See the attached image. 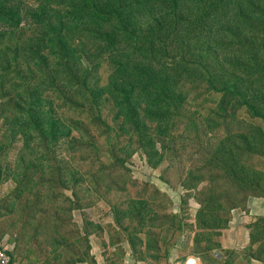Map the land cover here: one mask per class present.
<instances>
[{"label":"rangeland","instance_id":"1","mask_svg":"<svg viewBox=\"0 0 264 264\" xmlns=\"http://www.w3.org/2000/svg\"><path fill=\"white\" fill-rule=\"evenodd\" d=\"M64 1L25 0V3L37 7L43 2L53 15L54 9L64 15L63 7L67 6ZM116 13L106 14L102 23L115 29ZM74 21H80L78 14H75ZM73 22L72 26L77 31L71 34L80 43L79 50H85L82 64H78L80 72L88 73L85 87L79 86L74 92L66 94L53 92L47 85L53 58L48 52L44 54L46 66L36 65L34 60L18 55V58L10 60L7 74L0 73V77L6 80L0 87V102L3 100L5 104L8 98L7 90L2 89H10L14 83H20L21 90L23 87L26 89L41 78L45 97L56 99V108L61 115L66 111V119L82 120L85 127L75 133L87 130L86 137H93L96 146L87 145L86 140L72 145L63 137L58 142H53L50 137L37 139L33 144L35 154L24 153L25 165L30 159H39L48 166L44 174L38 169L31 182L23 178L32 189L18 197L19 181L7 171L24 166L19 158L23 153V140L19 136L13 137L0 119V164L6 174L0 184V244L8 257H12L13 264H66L68 259L77 260L80 256L87 260L82 239L84 234L91 254L95 259V256L99 257L104 264L137 260L147 264H264V253L261 259H254L258 257L261 242L258 240L251 244L250 237L252 223L264 217V194L249 195L244 200V195L236 194L220 173L206 165L204 158L220 138L242 131L241 121L263 127L261 122L251 117L244 105L224 96L206 79L196 77L175 111L172 133L165 150L158 143L163 158L157 167H152L132 132L117 133L111 139L102 124L96 121L98 110L91 101L89 89L107 83L113 70L109 57L111 51L118 50L103 41L94 40L95 31L90 25L74 26ZM39 33L34 19L33 24L20 23L7 39L17 38L11 44L14 49L20 42H36ZM227 41L237 45V39L228 37ZM220 42L226 44L224 38ZM7 45L5 40L0 43L1 48ZM167 47L176 52L170 39L167 40ZM9 57L11 59L12 55ZM217 59L228 72L240 70L237 60H230L227 64L223 58ZM261 76L264 80V71ZM3 109L5 112L0 114V118L10 111L6 104ZM112 114L109 104L101 107V116L107 121H111ZM122 146L125 150L121 149ZM242 159L247 165L264 170L262 157L248 155ZM71 175L77 179L69 180ZM209 180L220 199L212 202L211 213L206 219L212 224L217 215L218 221L224 222V227H200L197 224L198 211L207 205L206 195L202 192L208 188ZM133 199L146 202L152 211L150 215L154 217L151 222H145L144 214L139 217L134 215L132 221L123 220L124 225L129 223L137 229L138 236L143 234L144 229L164 224L168 229H176L181 221L183 230L173 234L167 231L164 236L155 237L156 244L148 248L145 242L142 243L141 252L135 255L130 245L119 236L121 228L116 223L114 212L115 209L127 208ZM72 201L75 208H70ZM76 204L82 207L77 208ZM54 212L60 215L62 221L53 222ZM44 230H47L48 236L43 233ZM253 232L259 231L253 229ZM61 235L69 241L58 248L63 258L50 257V240ZM167 250L169 253L166 255Z\"/></svg>","mask_w":264,"mask_h":264},{"label":"trees","instance_id":"2","mask_svg":"<svg viewBox=\"0 0 264 264\" xmlns=\"http://www.w3.org/2000/svg\"><path fill=\"white\" fill-rule=\"evenodd\" d=\"M64 2L67 5L63 7L64 15L56 9L53 15L43 2L32 7L25 0H0V43L5 40L8 44L6 48L0 47V73L7 74L10 60L18 58V55L34 60L36 65L46 66L44 54L48 52L52 53L53 58L47 85L53 92L66 94L74 92L79 86L85 87L88 73L80 72L78 68L85 50H79L80 43L71 34L77 31L72 22L75 14H78L80 21H74V26L90 25L92 31H95L94 40L103 41L118 50L111 51L109 60L113 70L107 83L89 89L91 101L98 110L95 119L102 124L111 139L117 133L123 135L132 132L139 140L148 163L157 167L163 158L158 143L165 150L180 101L187 95L194 78H204L224 96L244 105L247 113L263 126L257 127L241 121L242 131L223 136L206 153V165L220 173L236 194H243L244 200L249 195L264 194V170L249 166L242 159L248 155L264 159V80L261 76L264 71V0ZM108 13H116L115 29L102 23ZM34 19L40 30L36 42H20L12 49L11 44L17 38L7 37L13 34L20 23L33 24ZM228 37L237 39V45L229 44ZM221 38L225 39L226 44L220 42ZM169 39L176 52L168 50ZM238 44H241L239 48ZM217 57L223 58L227 64L230 60H237L240 70L228 72L219 65ZM87 60H91L88 55ZM5 81V77H0V87ZM35 82L22 90L20 83L10 85V89H2L7 90L5 104L10 111L0 119L8 126L13 137L19 136L23 140V153L19 158L24 166L7 171L13 179L19 181L18 197L32 189L23 178L31 182L38 169L44 174L48 166L39 159H30L25 165L24 153L35 154L33 144L37 139L50 137L53 142H58L63 137L72 145L86 140L87 145L96 147L93 137H86L87 130L75 133L84 128L85 123L80 119H66V111L61 115L56 108V99L45 97L41 78ZM5 104L3 100L0 102V114L5 112ZM107 104L113 113L110 122L101 116V107ZM121 149L125 150V147ZM5 176V170L0 164V184ZM76 179L71 175L69 180ZM208 182V188L202 192L206 195L207 205L198 211L197 224L200 227L220 228L224 222L220 223L217 215L212 219V224L206 219L207 214L211 213L212 202L220 199L213 183L210 180ZM72 203L70 208H75L74 201ZM114 212L116 223L121 228L119 236L130 245L135 255L141 252L142 243L145 242L148 248L156 244L155 237L164 236L167 231L173 234L183 230L181 221L176 229H168L164 224L144 229L143 234L138 236L137 229L129 223L124 225L123 220L132 221L134 215L139 217L143 214L145 222L154 219L146 202L138 199L131 200L127 208L115 209ZM52 220L57 223L62 218L54 212ZM253 229L259 232H253ZM261 232H264V217L252 223L251 244L258 240L261 242L258 257L254 259H261L264 253V233ZM43 233L49 235L47 230ZM82 239L87 250V260L80 256L77 260L68 259L66 264H98L91 254L86 234ZM68 242L62 235L53 236L50 240V257L62 259V251L58 252V248ZM168 253L169 250L166 255ZM9 264H13L12 257L9 258Z\"/></svg>","mask_w":264,"mask_h":264},{"label":"built area","instance_id":"3","mask_svg":"<svg viewBox=\"0 0 264 264\" xmlns=\"http://www.w3.org/2000/svg\"><path fill=\"white\" fill-rule=\"evenodd\" d=\"M0 264H9V257L6 253L5 248H2L0 246ZM119 264H134V263H130V262H124V263H119ZM136 264H147L144 262H138Z\"/></svg>","mask_w":264,"mask_h":264},{"label":"crops","instance_id":"4","mask_svg":"<svg viewBox=\"0 0 264 264\" xmlns=\"http://www.w3.org/2000/svg\"><path fill=\"white\" fill-rule=\"evenodd\" d=\"M256 217H257V216H256ZM102 252H104V250H103ZM95 257H96V259H97V261H98L99 264H104V262H101V261H100V258H99V257H97V256H95ZM101 258H102V255H101ZM126 262H128V261H126Z\"/></svg>","mask_w":264,"mask_h":264},{"label":"clouds","instance_id":"5","mask_svg":"<svg viewBox=\"0 0 264 264\" xmlns=\"http://www.w3.org/2000/svg\"><path fill=\"white\" fill-rule=\"evenodd\" d=\"M0 246L2 247V248H4L1 244H0ZM9 255V254H8ZM11 258V257H10ZM124 262H126V261H124ZM124 262H122V263H124ZM138 262H141V261H137V262H130V263H134V264H136V263H138ZM99 264V263H98ZM114 264H119V263H114Z\"/></svg>","mask_w":264,"mask_h":264}]
</instances>
